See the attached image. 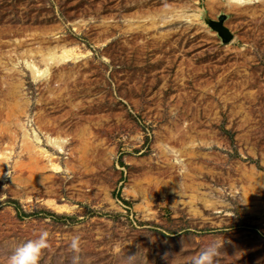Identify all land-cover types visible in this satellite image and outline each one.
Segmentation results:
<instances>
[{
    "label": "rangeland",
    "instance_id": "obj_1",
    "mask_svg": "<svg viewBox=\"0 0 264 264\" xmlns=\"http://www.w3.org/2000/svg\"><path fill=\"white\" fill-rule=\"evenodd\" d=\"M212 241L264 264V0H0V264Z\"/></svg>",
    "mask_w": 264,
    "mask_h": 264
},
{
    "label": "clouds",
    "instance_id": "obj_2",
    "mask_svg": "<svg viewBox=\"0 0 264 264\" xmlns=\"http://www.w3.org/2000/svg\"><path fill=\"white\" fill-rule=\"evenodd\" d=\"M72 246H76L75 240L72 242ZM36 249L33 251V249ZM38 246L36 245H26L24 250V256H30L31 259L28 260H18L17 264H36V259L38 258ZM218 251V243L216 241H212L205 248H203L198 256L194 258V264H213V258L217 254Z\"/></svg>",
    "mask_w": 264,
    "mask_h": 264
},
{
    "label": "bare ground",
    "instance_id": "obj_3",
    "mask_svg": "<svg viewBox=\"0 0 264 264\" xmlns=\"http://www.w3.org/2000/svg\"><path fill=\"white\" fill-rule=\"evenodd\" d=\"M232 1H236L237 3H247V2H249V1H252V0H232ZM173 14H176V15H178V16H180V17H183V16H186L185 15V13H173ZM70 50L69 49H64V51H63V53L64 54H61V58H66L67 59V57L69 58V52ZM71 55V54H70ZM34 69H33V74L37 77V76H39L40 74L42 75V74H44L45 73V70H42V69H40V68H38V67H33ZM64 140L63 139H61V137H49V139H48V142L50 143V144H54V145H59V146H61L62 145V142H63ZM39 151L40 152H42L41 154L43 155V156H47V155H49L48 154V152H47V150H45V149H42V148H39ZM51 162V164H52V166L55 168V169H59L60 168V166L56 163V162H54V161H50ZM59 208H61V206L59 207Z\"/></svg>",
    "mask_w": 264,
    "mask_h": 264
}]
</instances>
